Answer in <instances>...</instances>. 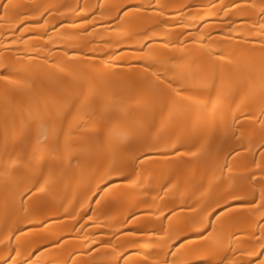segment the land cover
<instances>
[{
  "label": "bare ground",
  "instance_id": "bare-ground-1",
  "mask_svg": "<svg viewBox=\"0 0 264 264\" xmlns=\"http://www.w3.org/2000/svg\"><path fill=\"white\" fill-rule=\"evenodd\" d=\"M0 264H264V0H0Z\"/></svg>",
  "mask_w": 264,
  "mask_h": 264
}]
</instances>
